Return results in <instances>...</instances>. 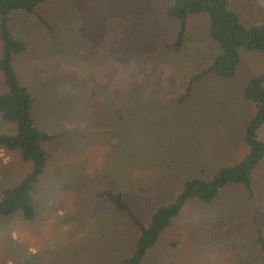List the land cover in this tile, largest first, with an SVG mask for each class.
<instances>
[{
    "label": "rangeland",
    "instance_id": "obj_1",
    "mask_svg": "<svg viewBox=\"0 0 264 264\" xmlns=\"http://www.w3.org/2000/svg\"><path fill=\"white\" fill-rule=\"evenodd\" d=\"M169 0H46L42 21L14 11L8 27L25 50L13 56L32 96L33 125L56 135L31 196V219L0 218V264H123L138 229L104 191L123 194L143 223L172 202L186 180L210 179L243 160L246 124L256 106L243 95L264 72V50L238 49L236 74L189 79L220 47L208 15L190 14L174 50L178 23ZM243 25L264 21V0H227ZM2 41L0 38V58ZM264 88V82H263ZM6 90L0 71V93ZM15 125L0 118V135ZM264 143V124L256 131ZM32 168L18 150L0 147V198ZM243 184L210 202L192 198L147 250L144 264H264V156Z\"/></svg>",
    "mask_w": 264,
    "mask_h": 264
},
{
    "label": "trees",
    "instance_id": "obj_2",
    "mask_svg": "<svg viewBox=\"0 0 264 264\" xmlns=\"http://www.w3.org/2000/svg\"><path fill=\"white\" fill-rule=\"evenodd\" d=\"M46 0H0V38L2 55L0 71L3 74L6 90L0 93V118L13 122V134L0 135V147L12 151L18 150L23 161L32 162V168L14 186L2 191L0 198V218L21 212L22 217L34 216V203L31 191L49 158L45 143L56 137L37 129L32 122L30 108L32 96L19 81L12 59L23 52L25 44L14 38L8 27L9 17L14 11H24L35 15L42 21L37 6ZM167 15L178 23V31L171 47L179 50L185 41L186 21L190 14L205 12L208 15V33L218 42L220 51L212 62L203 70L191 76L183 100L191 86L208 75L230 78L236 74L239 55L238 49L264 50V21L260 24L243 25L238 15L227 7V0H170L166 6ZM264 72L250 79L243 89L244 97L256 106L255 112L246 124L245 135L250 150L246 157L233 166H225L210 179L192 178L186 180L183 190L169 204L161 205L153 212L149 222L143 223L131 211L123 194L104 191L100 194L117 210L124 212L138 229L136 248L133 254L123 259V264H144L147 250L155 245L162 230L167 227L172 217L183 204L192 198L204 202L212 201L219 190L229 184H243L249 197H252L251 172L264 156V143L257 139L256 131L264 124ZM256 242L264 258V237L256 230Z\"/></svg>",
    "mask_w": 264,
    "mask_h": 264
},
{
    "label": "crops",
    "instance_id": "obj_3",
    "mask_svg": "<svg viewBox=\"0 0 264 264\" xmlns=\"http://www.w3.org/2000/svg\"><path fill=\"white\" fill-rule=\"evenodd\" d=\"M170 1V0H169ZM2 149H4V148H2ZM4 150H6V149H4Z\"/></svg>",
    "mask_w": 264,
    "mask_h": 264
}]
</instances>
